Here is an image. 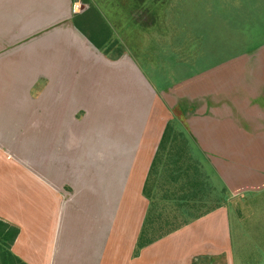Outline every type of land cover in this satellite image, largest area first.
<instances>
[{
  "label": "rangeland",
  "instance_id": "374dc122",
  "mask_svg": "<svg viewBox=\"0 0 264 264\" xmlns=\"http://www.w3.org/2000/svg\"><path fill=\"white\" fill-rule=\"evenodd\" d=\"M91 5L114 30L113 42L117 39L109 47L112 54L103 53L106 59L122 58L115 57L121 48L140 49L148 61L133 66L129 61H99L85 52L89 46L100 50L76 26L74 16L84 15L83 21L94 18L86 15ZM0 31L6 32L0 36V107H10L11 114L3 115L11 120L12 129L0 130L6 143L0 147L15 166L9 175L12 189H6L12 195L20 188L27 193L11 201L16 207L9 206L10 214L17 210L39 220L40 204L43 225L45 220L51 222L56 211L51 203L44 205L43 184L30 173L37 170L39 180L57 187L66 170L54 169L53 148L66 140L74 147L85 139L95 177L87 188L91 201L88 194H81L78 178L76 191L67 187L74 193L60 192L59 197L75 208L69 212L71 219H78L77 228L90 219L84 200L87 208L99 202L105 205L102 213L113 226L118 198L110 188L100 194L106 180L117 186L115 175L122 171L124 161L113 153L128 157L135 152L137 147L127 138L141 141V156L151 142H160L159 149L167 119L185 132L191 156L199 154L208 161V169L200 166L214 173L211 180L220 178L229 193L233 190L229 208L237 262L264 264V0H0ZM191 61L197 63L186 65ZM214 91L223 95L215 98ZM208 93L210 97H202ZM145 110L148 116L142 113ZM222 117L234 125L229 127ZM115 136L123 140H112ZM100 143L105 158L99 156ZM64 148L67 141L61 146V159ZM78 161L74 156L71 166L80 169ZM165 173L173 175L169 168ZM173 184L168 193L178 198L180 190ZM164 201L160 207H170L166 217L178 222L180 213ZM60 211L63 217L67 214L65 207ZM90 227H83L82 234ZM7 247L0 242L2 261ZM141 251L136 249L134 256Z\"/></svg>",
  "mask_w": 264,
  "mask_h": 264
},
{
  "label": "crops",
  "instance_id": "0c3cea01",
  "mask_svg": "<svg viewBox=\"0 0 264 264\" xmlns=\"http://www.w3.org/2000/svg\"><path fill=\"white\" fill-rule=\"evenodd\" d=\"M3 31H0V36L1 33H3V36L6 35V32ZM129 50L130 51L124 52L121 56L122 58L109 60L108 58L106 59L103 52L91 46H89V48H84L85 52L89 51V55L94 54L98 56L97 58H99V61H117V63H119V61L122 63L129 61L133 66H136V64L139 65L138 61H148L146 59V53L140 51V49H135L134 51L132 49ZM4 61H9V58ZM195 63L197 62L191 61L186 65L194 66ZM233 63H235V61H233ZM22 64L23 62L18 63L19 66ZM169 65L171 64L169 63ZM199 74L200 73L197 75ZM62 95H65V92ZM221 95L223 94L220 91H214L212 93V96L215 98H219ZM202 97H210V93L202 95ZM226 97L229 99L230 96L228 95ZM152 109V112H155V108ZM6 113L11 114L10 107H0V130H4L2 133L12 130L11 120H8L3 115ZM142 113L148 116L149 111L145 110ZM222 119L226 121L225 124H229V127L230 123L234 125V123L227 118L222 117ZM151 120L149 116V122ZM213 121L218 120L213 119ZM7 124L8 127H6ZM164 124L163 128L166 129L168 124L167 119ZM118 135L117 133L116 136ZM116 136L115 139L111 137L112 140H123L121 137ZM124 140L132 145V147H137L133 148L135 152L133 150L128 157H122V152L113 153L114 157H117V159L121 158L124 161L122 171L117 172V175L114 174L117 177V186L114 185V182H110L109 184L107 180L105 183L106 185L102 184L100 186V194L103 193L104 188L105 190L110 188L114 189L115 198H118L117 214L113 216V226L112 223L108 221L106 215L102 213L101 208L106 207L105 205L102 206V203L99 202V204H92L87 208V203L84 200V209L90 214V216H88L90 219L89 222L86 223H83V220L82 224L83 227L91 225L89 233L87 234H82L83 227L77 228L76 221L78 219L70 218L71 213L69 211L75 208L72 206L69 207L70 202H64L63 199H60L59 195L62 192L66 196L72 195L76 191L74 181L78 178V187H82V190H84L81 191V194H85V197H87L88 194L87 201H91L90 193L87 188L89 189L92 179L95 177L92 175L91 168L89 167L90 144L86 143L85 139H83L76 146L72 147L71 140H66L69 149L64 148L62 159L60 158V152L62 151L61 146H66V141L59 142L57 144L58 147L53 148V161L56 159V162H53V167L56 166L54 169H56L57 173L66 170L63 177L55 183L57 187L48 185V183H45L42 179L39 180V173L37 170H35V174L37 173L36 175L29 172L36 178L39 184H43L40 188L44 192V196L46 193L44 205L51 203L52 208L56 211L51 222L45 220L46 227L43 225L44 220L41 219L40 216V204L39 220H37V218L27 217V214L21 215L16 212L17 210H12L14 211V215L10 214L11 211L9 210V206H15V204L10 205L11 201H15L18 195H26L27 193L26 189L20 188L19 192H15V195H12L11 192L6 189V187L10 190L12 189L10 184L11 177L9 178V175L13 173V168H15V166L12 163L14 159L11 155L5 153L4 149L0 147V165H3L0 166V221L20 229V234L11 248L13 255L17 256L26 264H125V261L126 264H245V259L237 262V257L233 249L234 240L231 237L229 208L232 201L230 198L227 206L221 207L189 223L184 228L142 249L137 257L134 256L141 226L146 219L148 211V202L143 197L144 184L155 159L160 142L150 143L148 141L151 147L150 145H146L149 146L150 149L148 148L149 150H147V152L142 153L144 156H141V149L139 147L143 144H141L138 138L131 141L129 138ZM1 144L6 143L4 140L0 139V145ZM121 144L122 143L119 145ZM99 148H101L99 156L105 158L106 155L102 152V143H100ZM43 152L44 149H42V155H44ZM74 156L79 157L78 162L81 166L80 169L70 164ZM196 159H201L204 163L203 167L207 168L206 165L208 161L204 160L202 157L200 158L199 154L196 155ZM23 163L27 166V162L22 161L20 164ZM65 163L67 165L63 166ZM46 166L48 167L49 164L47 163ZM21 167L23 168V165H21ZM210 175L213 176L214 173H210ZM215 181L217 184H220V178L218 181ZM224 186L226 187V185ZM67 187L74 189V192L71 193L70 189ZM227 192L229 195L230 193L233 194V190L229 193L227 189ZM73 198L75 199L74 196ZM80 199L81 198L78 197V200ZM63 205L67 211L64 217L60 211L62 208L64 209ZM2 209H4V212ZM109 226L111 227L110 236H108ZM46 228L48 229V233ZM76 230L79 232H76Z\"/></svg>",
  "mask_w": 264,
  "mask_h": 264
},
{
  "label": "trees",
  "instance_id": "16d2710c",
  "mask_svg": "<svg viewBox=\"0 0 264 264\" xmlns=\"http://www.w3.org/2000/svg\"><path fill=\"white\" fill-rule=\"evenodd\" d=\"M90 10L93 12L92 14L89 13ZM87 11L86 15L94 18L83 21L84 15H75L76 26L101 52L110 56L113 48L109 47L116 45L117 42V39L114 41L115 43L113 42L114 30L111 32L106 27L103 16L97 7L91 5ZM94 22L96 27H91ZM89 24L91 26H87ZM94 28H96L95 32H93ZM106 46L107 48H105ZM117 50L115 57H121L124 51L121 48ZM169 139L172 141L171 144L167 142ZM200 165L203 166L204 163L201 159L191 156L189 140L185 132L178 130L174 122H169L143 191V195L150 204L142 233L138 239L137 250L140 251L180 230L184 225L229 204L227 188L223 184H217L216 181L211 180L210 173L201 169ZM166 168H169L173 175H166ZM174 171L176 172L174 173ZM174 181L178 186L177 189L180 190L178 198L171 197V193L175 194L174 192L168 193L170 191L168 189H171L169 187L175 186ZM160 189L165 193L160 194ZM164 200L172 205L171 208L174 211L180 213L179 218L181 219L178 222L177 219L171 221L166 217V209L170 207H160ZM19 232L18 228L15 229L0 221V242L8 245L3 256L4 264H25L11 252ZM138 255L139 253L136 256Z\"/></svg>",
  "mask_w": 264,
  "mask_h": 264
},
{
  "label": "flooded vegetation",
  "instance_id": "af4514ba",
  "mask_svg": "<svg viewBox=\"0 0 264 264\" xmlns=\"http://www.w3.org/2000/svg\"><path fill=\"white\" fill-rule=\"evenodd\" d=\"M0 264H3V261L0 259Z\"/></svg>",
  "mask_w": 264,
  "mask_h": 264
}]
</instances>
